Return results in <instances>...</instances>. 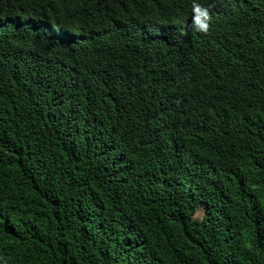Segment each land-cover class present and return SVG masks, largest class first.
<instances>
[{
	"label": "trees",
	"instance_id": "trees-1",
	"mask_svg": "<svg viewBox=\"0 0 264 264\" xmlns=\"http://www.w3.org/2000/svg\"><path fill=\"white\" fill-rule=\"evenodd\" d=\"M249 3L220 23L221 0H0V264H264ZM196 4L212 21L183 33ZM132 21L168 36L119 31Z\"/></svg>",
	"mask_w": 264,
	"mask_h": 264
},
{
	"label": "clouds",
	"instance_id": "clouds-1",
	"mask_svg": "<svg viewBox=\"0 0 264 264\" xmlns=\"http://www.w3.org/2000/svg\"><path fill=\"white\" fill-rule=\"evenodd\" d=\"M228 8L229 14L225 19H218L220 23L228 22L231 19H236L244 14H248L252 12L249 0H221ZM195 12L196 14L190 15L185 18L181 23L178 24V27H182L183 33L194 34L198 29L200 30H207L209 23L212 21V16L209 17L207 9L202 8L201 5H195ZM25 15L20 16H10V20L14 23H19L24 19ZM30 16L29 15L28 19ZM214 18V16H213ZM184 22V23H183ZM45 26H47L50 30L56 32L58 27L50 26L47 20L43 22ZM59 31V30H58ZM119 31H123L126 36L137 38V35L140 31H143L145 35L152 40L163 39L168 36V32L165 30L163 24L155 23V22H138L132 21L131 23L127 24L124 29H120ZM81 34V38H87L94 42H103V29H95V27H83L79 30ZM190 74H194L199 80L200 69H194Z\"/></svg>",
	"mask_w": 264,
	"mask_h": 264
},
{
	"label": "rangeland",
	"instance_id": "rangeland-1",
	"mask_svg": "<svg viewBox=\"0 0 264 264\" xmlns=\"http://www.w3.org/2000/svg\"><path fill=\"white\" fill-rule=\"evenodd\" d=\"M201 211V210H200ZM198 214L200 215L201 214V212H198Z\"/></svg>",
	"mask_w": 264,
	"mask_h": 264
}]
</instances>
